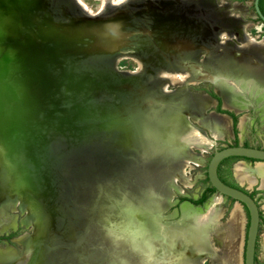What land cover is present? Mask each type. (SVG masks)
<instances>
[{
    "label": "rangeland",
    "instance_id": "374dc122",
    "mask_svg": "<svg viewBox=\"0 0 264 264\" xmlns=\"http://www.w3.org/2000/svg\"><path fill=\"white\" fill-rule=\"evenodd\" d=\"M82 1L97 14L82 13L70 0H0V206L10 204L4 218L14 220L0 232V245L19 254V244L4 237L32 234L34 224L29 242L40 245L32 264L57 256L72 264L76 250L87 259L89 244L91 264H99L105 241L132 251L148 243L160 253L188 226L185 216L198 223L214 197L223 215L211 243L220 252L230 245L233 264H241L245 213L230 242L226 230L236 202L216 191L200 204L190 201L210 187L205 169L214 150L264 148V95L255 88L264 86V54L253 49L250 64L237 68L235 75L254 84L238 93L240 113L224 109L218 94L219 17L233 13L234 25L262 40L253 0H125L101 12V0ZM121 55L129 58L117 60ZM210 92L235 119L221 139L194 121L195 112H217V102H199ZM236 160L225 161L221 174L241 186L232 173ZM170 166L183 174H167L159 190L157 173ZM258 187L241 186L261 192L254 264H264V189ZM171 241L185 243L178 235Z\"/></svg>",
    "mask_w": 264,
    "mask_h": 264
},
{
    "label": "bare ground",
    "instance_id": "6f19581e",
    "mask_svg": "<svg viewBox=\"0 0 264 264\" xmlns=\"http://www.w3.org/2000/svg\"><path fill=\"white\" fill-rule=\"evenodd\" d=\"M70 1L73 2V4H75V6L82 13L89 14V15L97 14V13H94L82 0H70ZM124 1L125 0H101L102 5L100 7L99 12H101L103 8L105 7H108V6L113 7V6L122 4V2ZM235 17L236 16L233 13H230L227 18L222 17V16L219 17V32L217 33V36H216L217 41L219 42L218 94L223 98V108L224 109H227L234 113H240L244 107L243 106L244 102L241 100V98H239L238 93L243 88L248 89L247 87L249 88L251 86L253 87L254 84L247 78H243L235 74L237 73L236 71L238 70L237 69L238 67L240 66L245 67L246 64L247 65L250 64L249 56H251L253 49H258L260 50V52L264 54L263 52L264 39L257 40L256 38H253L250 36V34L245 30L244 26L240 27L238 25H234L233 22H236L234 20ZM229 45L231 46V49L227 48V46ZM121 58H129V57H127L126 55H121L117 58V60H120ZM139 64H140L139 69L142 70V64L140 62ZM226 68L230 70V73L225 74L226 71L224 70ZM129 72L133 73V71H129ZM175 72H176L175 74L182 75V73H178L177 71ZM186 72L187 73H184V74H189L188 71ZM160 74L164 77L168 76L167 71H161ZM189 80H190L188 82L189 84L196 83V81L192 80L191 77L189 78ZM169 81L170 80L167 79V82ZM225 87H227L228 90H226ZM255 88H257V91H260L262 95H264V86L262 87L255 86ZM162 89L165 92L168 91V89L166 88V84L163 85ZM247 92H249V89ZM199 102L202 105L206 103L212 106L216 102V100L211 98L208 95H205V99H199ZM261 110L263 111V108ZM208 112L209 113L206 116H203L202 114H198L195 112L194 121L195 122L197 121V123L204 125L208 129L209 133L211 134V137H218L219 139L223 138L222 131L225 129L227 130L229 128L231 117L227 114L214 112L212 109H210ZM245 122H246V114L241 115V117L239 118L238 129L240 131H242V129L244 128L243 126ZM205 137L207 136L205 135ZM237 161H244V160H241V159L236 160V163L234 164L233 169H232L233 176L236 179L237 183H239L241 186L242 185L247 186L249 189L252 185L258 184L261 189H264V161H259V160L252 161L253 164L255 163V165L252 167L248 165L247 163H245V161L244 162H237ZM177 169H179L178 166H175L174 168L170 166L166 170L160 171L159 173H157L158 177L155 178V182L157 183V186L160 187L159 190L163 189L164 187L163 179L164 177H166L167 174L177 175L179 172H181V170H177ZM181 174H183V171L179 175ZM187 181H186V186L187 188H189L191 187V185ZM153 193L156 194L155 192ZM233 201L236 202L235 203L236 209L231 213V217H230L227 230H226L227 235L229 237L228 241L230 242L233 240L234 237L237 236V233L239 230V229L237 230V227L241 219V214H242V217L244 215V211L242 209L241 204L237 200H233ZM218 202H219L218 198H214V197L211 198L210 202L206 205L205 209L203 210V214H199L200 222L198 221V223L196 221H192L191 220L192 218L190 217L189 214L185 216L186 220H188V222L190 223L188 224V226L184 227L178 234L171 235V239H170V242H168V244L172 247V249L164 250L160 253H157L152 248L153 246L149 247L151 245L149 244V246H147L148 243H146L144 245L137 247L136 250L132 251L128 247H125V249H123L119 244H116V242L112 243L110 241H105L103 242L104 246L102 245L103 246L102 248L104 249L106 254H103L102 259L100 260L99 264H203L205 259H209V261L212 262V264H233V261H232L233 253L231 251L232 248L230 249V245L227 246V249L224 252H220L215 249L214 245L211 243L213 241L210 240V235L212 234L213 231L217 230V226L219 225L220 219L222 218V215H223V210L217 207ZM189 205L193 208H196L192 206L191 204ZM9 206L10 204H6L5 206L4 205L0 206V217L4 218L5 211L8 210ZM183 208L186 209V206H184ZM26 211H27V214H29L30 209L28 205L25 206L24 212ZM36 217L35 218L37 220L38 216ZM114 221L115 220H113V222ZM192 224L194 227L193 230L191 232H187L184 236L183 231L184 230L188 231L189 230L188 228H190L189 226H191ZM13 225H14L13 219L11 220L7 218L0 219V232H5L7 229L12 228ZM31 226H32V234H23L21 236L19 235L17 238H13L11 240L12 242L14 241L16 244H19V246L21 247L19 256L16 254L14 247L10 245H5V246L0 245V262L10 261L9 263L13 262V264H15L19 261L23 262L25 260L26 261L25 264H32V261H31L33 260L32 257H34V255L36 254L37 247L40 244L37 242H33V241L31 243L29 242L30 238L35 234V232L38 229L36 225L34 224H32ZM87 233H89V231H87ZM176 235L184 239L185 243L183 247L178 245V243L171 241L172 238ZM260 235L264 237V233L262 234L260 233ZM28 243L31 244L30 249L28 247ZM241 245H242V242H241ZM150 249H152V251ZM187 249L192 250L191 255L187 254V251H186ZM193 249H195L196 252H194ZM241 249L242 248L240 247V251H239L240 257L239 258L242 264ZM73 251H74V246H73ZM153 251L156 253L155 255L151 253ZM79 254L77 250L74 251V256L71 261L72 264H91L92 263L91 260H95L94 252L92 248L90 247V244L85 253L86 256H88L87 259H84L82 257L80 258ZM47 264H62V261H61V258L57 256L53 261H50Z\"/></svg>",
    "mask_w": 264,
    "mask_h": 264
},
{
    "label": "water",
    "instance_id": "95a60500",
    "mask_svg": "<svg viewBox=\"0 0 264 264\" xmlns=\"http://www.w3.org/2000/svg\"><path fill=\"white\" fill-rule=\"evenodd\" d=\"M252 7L255 15L264 25V15L258 7V0H253ZM220 109H222L221 106ZM228 157L264 161V148L241 144L223 146L213 151L207 160L205 169L207 181L214 191L219 195L237 200L241 204L246 216V229L242 247V264H254L255 242L259 221L258 207L248 192L241 188V186L236 185L235 187L229 185L219 178L217 166L221 160Z\"/></svg>",
    "mask_w": 264,
    "mask_h": 264
},
{
    "label": "trees",
    "instance_id": "16d2710c",
    "mask_svg": "<svg viewBox=\"0 0 264 264\" xmlns=\"http://www.w3.org/2000/svg\"><path fill=\"white\" fill-rule=\"evenodd\" d=\"M258 7H259L261 13L264 15V0H258ZM258 20H259V19H258ZM210 96H211L212 98L216 99L217 104H216V108H215V110H216L217 112H224V113H227V114L231 117V119H232V125H233L234 122H235L234 116H233L230 112H228V111H226V110H222V109L219 108V98H218L217 96H215V95H214L213 93H211V92H210ZM228 159H236V157H228V158H225V159L221 160V161L219 162L218 166H217V174H218L219 178H220L223 182H225V183H227V184H229V185H232V186H235V187H236L235 184L226 181L225 178H224V177L222 176V174H221V172H222V165H223L224 162L227 161ZM243 159H246V158H243ZM211 191H214V189H213L212 187L207 188V189L205 190V192L202 193L198 199H196V200H192V201H190V202H191L192 204H195V205H196V204H200V203H202V202L205 200V198L207 197V193H208V192H211ZM13 235H14V234H9L8 236H6V237H4V238H5V239H6V238H10V237H12ZM1 238H3V237H1Z\"/></svg>",
    "mask_w": 264,
    "mask_h": 264
},
{
    "label": "flooded vegetation",
    "instance_id": "af4514ba",
    "mask_svg": "<svg viewBox=\"0 0 264 264\" xmlns=\"http://www.w3.org/2000/svg\"><path fill=\"white\" fill-rule=\"evenodd\" d=\"M257 147V146H256ZM261 148H263V147H261ZM244 160H248V161H253V160H251V159H244ZM259 189H261L260 187H258ZM246 192H248V194L252 197V199L254 200V202L256 203V205H257V207H258V212H259V219H260V216H261V213H262V209H260L259 208V206L261 205V204H259L257 201V199H259L258 198V196L261 194V192H250L249 190L247 191V190H245ZM258 226H259V221H258ZM259 235H260V233H259ZM19 236V235H18ZM18 236H15V237H10V241L13 239V238H16V237H18ZM244 236H245V234H244ZM257 236H258V227H257V235H256V238H257ZM262 240L264 241V237H262ZM14 242V241H13ZM18 256H19V254H17ZM255 255V254H254ZM255 257V256H254Z\"/></svg>",
    "mask_w": 264,
    "mask_h": 264
},
{
    "label": "crops",
    "instance_id": "0c3cea01",
    "mask_svg": "<svg viewBox=\"0 0 264 264\" xmlns=\"http://www.w3.org/2000/svg\"><path fill=\"white\" fill-rule=\"evenodd\" d=\"M230 125H231V122H230ZM218 139H219V138H218ZM186 251H187V254H188V255H191V253H192V252H191V251H192L191 249H189V250L187 249ZM193 251L196 252L195 249H193ZM188 252H189V253H188ZM6 262H7V263H6ZM6 262H5V261H4V262H0V264H12V263H13V262L9 263L10 261H6Z\"/></svg>",
    "mask_w": 264,
    "mask_h": 264
},
{
    "label": "built area",
    "instance_id": "2783aa9c",
    "mask_svg": "<svg viewBox=\"0 0 264 264\" xmlns=\"http://www.w3.org/2000/svg\"><path fill=\"white\" fill-rule=\"evenodd\" d=\"M254 256H255V259H257V258H258V255H256V254H255Z\"/></svg>",
    "mask_w": 264,
    "mask_h": 264
}]
</instances>
